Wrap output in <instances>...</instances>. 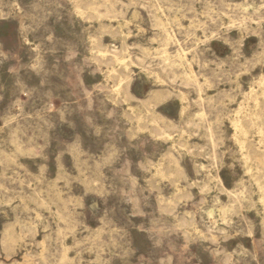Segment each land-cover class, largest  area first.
<instances>
[{"label":"rangeland","instance_id":"374dc122","mask_svg":"<svg viewBox=\"0 0 264 264\" xmlns=\"http://www.w3.org/2000/svg\"><path fill=\"white\" fill-rule=\"evenodd\" d=\"M263 82L264 0H0V264H264Z\"/></svg>","mask_w":264,"mask_h":264},{"label":"bare ground","instance_id":"6f19581e","mask_svg":"<svg viewBox=\"0 0 264 264\" xmlns=\"http://www.w3.org/2000/svg\"><path fill=\"white\" fill-rule=\"evenodd\" d=\"M78 11H80V13H82V9L81 8H77ZM87 10L89 11H94L91 8V5H89L87 7ZM94 14V13H93ZM128 22V21H127ZM159 24V23H158ZM160 25V24H159ZM162 26V25H161ZM130 33V32H129ZM114 52V51H113ZM124 52V51H123ZM100 54V58L102 60H104L107 63L113 62L114 64H118L121 59L120 57L114 55L112 58H108L106 55L99 53ZM113 71V69H112ZM129 79V78H128ZM261 80V79H260ZM130 82V81H129ZM264 83V82H263ZM262 86V85H261ZM120 88V87H119ZM128 88V87H126ZM261 89V87H259ZM263 88V87H262ZM252 92V91H251ZM255 93V91L253 92ZM251 94L250 95V101L252 100V105L254 103V109L253 110H249L248 108L246 109H240V111L238 112V115L235 116V119H233V126L234 128L237 130V132L239 133V135H241V150H244V159H245V163L246 164H251L254 165L253 167H255V169L260 172L261 170H264V103L263 106L260 107V104L262 102V99H264V90L262 91V94L259 98L256 94ZM250 94V93H249ZM249 96V95H248ZM147 99V98H146ZM247 100H249L247 98ZM130 101V100H128ZM246 101V100H245ZM251 103V102H250ZM248 104V102H247ZM246 105V104H245ZM240 107V106H239ZM242 107V105H241ZM252 108V107H251ZM147 110V109H146ZM202 115V114H201ZM234 118V117H233ZM160 119V118H159ZM174 128V127H173ZM172 128V129H173ZM198 129V128H197ZM209 134V133H208ZM238 136V135H236ZM248 136H255V140L253 142H246L248 140ZM233 137V136H232ZM233 139V138H232ZM238 139V138H237ZM251 139V138H250ZM237 141V140H236ZM180 143V142H179ZM178 143V144H179ZM239 143V144H240ZM176 144V143H175ZM183 147V146H182ZM172 160V159H171ZM244 161V160H243ZM173 166V165H172ZM247 167V166H246ZM249 171V170H247ZM255 173V171H254ZM259 174V173H258ZM250 175V174H249ZM255 175V174H254ZM253 175V176H254ZM251 176V177H253ZM257 176V175H256ZM255 177V176H254ZM253 177V178H254ZM263 177V175L261 176ZM258 178V177H256ZM262 180V178H260ZM254 180H256L254 178ZM260 180V181H261ZM261 184V182H259ZM264 185V183L262 184ZM258 186V185H257ZM261 185H259L258 187H260ZM262 188V187H261ZM260 190V189H259ZM264 190V189H262ZM261 191V190H260ZM262 192V191H261ZM260 192V193H261ZM261 196V195H260ZM263 199V197H262ZM259 200H261L259 198ZM261 203V202H260ZM263 203V202H262ZM264 204V203H263ZM262 206V204H261ZM264 208V207H263ZM63 209V208H62ZM181 227V226H180ZM195 233V232H194ZM193 233V234H194ZM209 236V235H208ZM185 238V237H183Z\"/></svg>","mask_w":264,"mask_h":264}]
</instances>
